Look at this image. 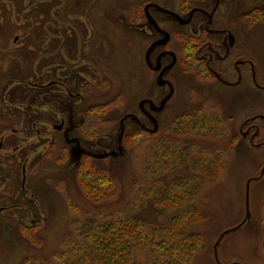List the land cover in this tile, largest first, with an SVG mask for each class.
<instances>
[{
	"label": "rangeland",
	"instance_id": "rangeland-1",
	"mask_svg": "<svg viewBox=\"0 0 264 264\" xmlns=\"http://www.w3.org/2000/svg\"><path fill=\"white\" fill-rule=\"evenodd\" d=\"M53 1L17 0L12 19L0 3V264H62L78 208L102 221L143 198L148 231L170 216L150 207L167 186L199 195L188 198L206 218L191 264H264V0H219L213 15L217 0H159L175 17L139 26L130 12L144 0H82L76 11ZM80 63L82 78L67 82L78 95L46 86ZM86 110L102 117L92 137ZM88 161L115 179L118 199L86 201L75 177L84 186L76 168Z\"/></svg>",
	"mask_w": 264,
	"mask_h": 264
},
{
	"label": "trees",
	"instance_id": "trees-1",
	"mask_svg": "<svg viewBox=\"0 0 264 264\" xmlns=\"http://www.w3.org/2000/svg\"><path fill=\"white\" fill-rule=\"evenodd\" d=\"M100 13L98 10V14ZM135 17L139 20L141 18L140 13H137ZM187 42L188 38L184 36L179 42L181 45L180 50H185L191 54L192 52L188 49H193V46ZM90 113L89 110H86L84 115L85 118L86 115L92 116L94 118L93 123L90 118H88V121L86 118L87 124L83 123L82 128L86 135L92 137L96 134L95 124H101L100 120L102 117H100L98 110L95 111L94 115ZM221 123L223 122L221 121ZM178 125L181 124L179 123ZM173 127L172 125L170 126L172 133L180 137V139L186 140L188 136H196L194 133L191 134L190 131L184 132L182 128L177 130V128ZM135 135L137 134L133 136ZM207 136L212 140H220L221 138L220 135L218 136L215 133L211 135L210 131H208ZM218 152L214 156L217 163L221 161ZM63 156L66 159V154L63 153ZM64 159L63 161H65ZM211 160L213 161V158ZM98 166V164L88 161L82 162L76 168L82 173V178L84 177L83 183L85 187L79 181V177H75L76 182L82 190L86 201L93 204V206L110 204L118 199L115 192L116 188H114L115 179L113 181V178L105 171L99 169ZM165 166H167V163L164 164ZM174 184L178 186L180 182ZM170 187H163L160 192H153L150 207L155 212H153L155 218H158L161 214H170V216L161 224L153 223L154 225L148 231L143 230L145 221L142 213L149 211V208L144 206L143 198L138 199V205L130 208L128 214L124 213L125 210L121 211L122 207L118 209L119 212H109L102 221L97 220V217L99 218L98 215L81 211V208L77 207L79 210L75 214L79 215L76 218H81L82 220L79 224L75 222L76 225L78 224L75 227L76 238L71 241L70 238L74 237L66 235L68 237L65 240V247L62 251L55 253V257L61 258L62 264H191L194 261L193 255L200 253L198 251L202 244V233L198 232L196 226L204 222L206 218L204 217L203 219L198 207H195L192 203L191 206L189 205L188 198L193 197L194 200H197L199 198L198 194L188 193L190 190L186 193L174 194L172 191L174 189ZM74 207L75 205L72 206V210ZM187 207L192 210H184ZM159 209L160 212L157 211ZM114 214H118L117 225L114 224ZM91 217H93V221H91ZM39 229L40 225H34L25 231L31 232ZM262 229L264 231V226ZM69 246H71L72 252H67L66 249ZM144 247L148 249L147 258L142 255ZM68 253H72L71 255L69 254L70 259H67L69 258L67 257Z\"/></svg>",
	"mask_w": 264,
	"mask_h": 264
},
{
	"label": "flooded vegetation",
	"instance_id": "flooded-vegetation-1",
	"mask_svg": "<svg viewBox=\"0 0 264 264\" xmlns=\"http://www.w3.org/2000/svg\"><path fill=\"white\" fill-rule=\"evenodd\" d=\"M53 2H54L53 4H57L58 6L60 4L64 6L69 5L71 10L73 11L78 10L79 7L78 4L80 5L82 4V0H54ZM0 3L7 5V6L5 5L6 7L5 6L1 7L3 12L2 15L5 19H12L13 17H17L19 15L17 11V0H0ZM218 3L219 0L215 1V5L213 6L214 8L211 11V15L214 14V9H216ZM132 6L134 10L130 12V14H132L133 19L137 21V23L134 26L141 25V21L146 19L151 23L154 20H160L161 14L162 16L166 15L170 18H174L176 14V11L174 8H172V6H169L168 3H164V4L160 3L159 0H144L143 3H138V4L134 3ZM93 10H96V7ZM189 12L193 13L192 10H190ZM137 13H140L141 15V18L139 20H137V17H135ZM93 14L96 15V12L94 11ZM203 44H205L208 47H211L213 45L209 41H205ZM198 61H201V59H199ZM71 68L73 69L74 67L71 66ZM82 71L83 68L81 67V63L78 67L74 68V70L67 71V68L62 67V72H60V66H59V70L54 71L49 77L50 78L49 83L48 80H46V86H57V85L61 86L63 91H58L59 97L61 96L63 100H65L67 96L72 98L73 96L78 95V93H73L72 91H70L69 87L67 86V82L69 83L74 81L76 77H78L79 79L82 78L83 76ZM92 75L95 76V73L92 72ZM44 78L46 79L47 77L44 76ZM54 127H56V125ZM79 152L82 153V151ZM85 154L91 155L90 153H85Z\"/></svg>",
	"mask_w": 264,
	"mask_h": 264
},
{
	"label": "water",
	"instance_id": "water-1",
	"mask_svg": "<svg viewBox=\"0 0 264 264\" xmlns=\"http://www.w3.org/2000/svg\"><path fill=\"white\" fill-rule=\"evenodd\" d=\"M167 40H168V36L166 35V39H165L163 42L165 43ZM55 128H57V129H61V125H59V126H57V127H55ZM120 137H121V135H119V139H120ZM109 154L114 155V156H117V155H118V154H117L116 152H114V151H111ZM246 206H247V203H246Z\"/></svg>",
	"mask_w": 264,
	"mask_h": 264
}]
</instances>
